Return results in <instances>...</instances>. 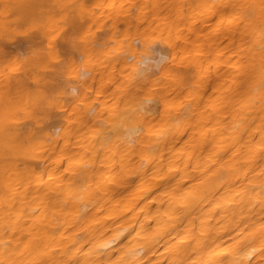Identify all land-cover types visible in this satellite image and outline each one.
I'll return each instance as SVG.
<instances>
[{"label":"bare ground","instance_id":"bare-ground-1","mask_svg":"<svg viewBox=\"0 0 264 264\" xmlns=\"http://www.w3.org/2000/svg\"><path fill=\"white\" fill-rule=\"evenodd\" d=\"M0 264H264V0H0Z\"/></svg>","mask_w":264,"mask_h":264}]
</instances>
